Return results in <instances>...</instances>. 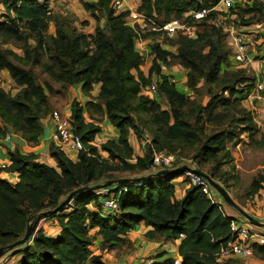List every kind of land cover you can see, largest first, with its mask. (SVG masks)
<instances>
[{
    "label": "trees",
    "instance_id": "1",
    "mask_svg": "<svg viewBox=\"0 0 264 264\" xmlns=\"http://www.w3.org/2000/svg\"><path fill=\"white\" fill-rule=\"evenodd\" d=\"M220 1L142 0L134 12L141 16L136 23L131 16L133 11H118L114 0L81 1L83 9L97 24L95 34L89 35L76 29L68 32L65 25L59 26L55 35H48L53 18L50 0L42 4L31 0L0 3L5 7L0 38L8 44L22 40L26 45L29 40L35 42V47L23 48L25 58L0 49V72L8 71L22 87L15 96L0 88V148L7 151L5 156L9 158V165L0 168V250L7 252L0 258V264L12 255L19 257L14 264H108L103 255L92 252L96 237L101 238V249L110 251L124 243L142 223L152 228L145 234L149 240L167 243L179 240L181 234L186 236L179 247L182 264L224 263L216 255L235 240L231 229L234 218L226 216L198 187L189 186L184 198L176 200L174 181L184 175L183 171L157 175L161 170L157 173L153 170V150L172 153L190 147L196 150L195 159L200 158L198 167L202 163L213 164L208 175L213 180L224 181L220 170L231 162L228 145L239 143L244 134L255 141L257 124L241 106V100L235 98L245 91L236 90V86L249 83L246 89L250 91L254 79L245 75L246 66H238L236 72L227 70L232 49L225 42L222 28L209 23L217 16L218 10L214 8ZM203 11H210L208 17L200 21L192 17L190 22L197 27L195 38L182 33L171 38L164 32L151 30L154 24L165 25ZM255 12L256 8H252L246 13L254 17ZM261 12L264 16V0ZM101 18L105 19V26L100 25ZM174 38L175 46L162 42ZM257 41L254 46L258 53L264 46V37ZM43 54L48 60L44 64ZM146 57L152 59L148 75L141 70ZM30 59L65 86L80 85L89 95L95 86L100 87L94 98L96 103L89 101L84 107L74 100L72 105L73 130L84 144L77 157L51 143L49 156L54 164L39 162V154L23 153L13 140L11 150L5 141L6 135L12 133L31 147H38L50 125L45 120L49 99L33 69H27L28 65L24 64ZM256 64H259L258 55ZM162 65L169 71H163ZM180 69L189 73L187 86L192 91L204 81L206 85H215L221 93L212 92L208 105L186 112L190 96L181 93L171 81ZM152 81L157 86L155 94L151 92ZM226 92L229 98L225 97ZM159 97L167 99L170 111H162ZM87 110L93 115H106L118 130V138L106 141L99 149L95 141L102 129L94 116L87 122ZM211 125L217 128L208 133ZM146 133L152 140L146 138L149 142L145 144V155L141 156L136 154L131 137L134 134L141 140ZM177 156L178 162L172 170L183 166L181 159L185 157ZM197 170L206 173L201 168ZM127 172L141 175L116 177ZM5 174L15 175L17 180L7 179ZM148 174L151 177L141 182L124 181L107 188L110 193L105 197L87 190L69 199L72 192L81 188L142 179ZM125 187L127 192L123 191ZM213 190L214 199L221 196ZM261 191H264V171L253 179L248 195L259 199ZM112 193L119 204L116 212L103 208L104 200ZM42 220L56 221L59 234L56 237L46 234L44 228H39ZM30 225L33 232L26 244L8 250L25 237ZM255 254L264 256V247L256 246ZM174 261L154 264H174Z\"/></svg>",
    "mask_w": 264,
    "mask_h": 264
},
{
    "label": "rangeland",
    "instance_id": "2",
    "mask_svg": "<svg viewBox=\"0 0 264 264\" xmlns=\"http://www.w3.org/2000/svg\"><path fill=\"white\" fill-rule=\"evenodd\" d=\"M1 4L4 0H1ZM12 1V0H9ZM60 1V0H59ZM59 5V4H58ZM56 5V8L58 7ZM263 6V0H256L254 1V5L250 6L246 3V1L242 2L241 4H237L236 8L234 10H229L228 12L218 10L217 16L213 17L209 20L210 24H213L215 26H220L223 30V33L225 34V42L228 44L230 43V33L229 29L231 26H234L236 28H244V26L249 27L251 30L260 31L262 35H258L255 37L254 41L261 42L260 38L264 37V16L261 15V10ZM68 4H62L61 9L63 10V13H54L52 11L53 18L51 19L49 23V30L48 35H55L56 29L61 26L65 25V29L68 32H71L73 29H76L78 33L83 34H95L96 29V21L95 19L90 16L88 13H85L81 11V13L77 12V10L73 7L68 8ZM252 8H256V15L253 17L250 14L246 13L247 10H250ZM61 11V10H59ZM58 11V12H59ZM220 12V13H219ZM5 13V7L4 5H0V20L1 14ZM184 19L178 20L179 22H183ZM263 21V22H262ZM100 25L105 26V19H100ZM256 26V27H253ZM248 29V30H249ZM202 30V28H200ZM177 38V37H176ZM163 39V44H170L171 46H175L173 44L175 39ZM151 43V42H150ZM225 43V44H226ZM226 44V46H227ZM35 47V42L33 40H29L27 45L25 42L22 41H16L13 43H5V40L0 38V49L1 50H11L14 52L17 56L25 58V53L23 48L27 46ZM230 48V47H229ZM145 53V52H144ZM147 56V55H146ZM14 61H16V58H12ZM27 59V58H26ZM25 59V60H26ZM19 61H16V63ZM34 61L32 59L29 60V62H25L24 64L28 65L26 68L33 69L37 82L41 84L45 90V94L49 99V114L45 118L46 121L49 123L51 122V115L54 111L62 112L68 116L72 115V105L74 100L81 103L82 106H86L87 102L92 101L95 102L94 98L97 96L99 91V86H95V89L92 94H85L82 91V87L80 85L77 86H65L63 83H61L59 80H55L50 73H48L43 66L36 65L33 63ZM41 62L44 64L48 62V60L45 58V55L43 54L41 57ZM32 63V64H31ZM21 64V63H20ZM236 64L234 54L232 52V55L230 56V66L227 68L229 72H236L240 69L238 66H234ZM152 65V59L150 57H146L145 63L142 66L141 70L144 72L145 75H148L149 69ZM242 67V66H241ZM242 70V69H241ZM260 70L261 66L259 64L254 65L253 67L246 68L245 75L248 78L254 79L253 87L250 89V91H247V85L249 86V83L245 85H237L236 90L245 89L244 93H238L235 98H239L241 100V106L246 109L247 112H250L252 115V118H254L255 123L257 124V130L254 134L255 141H251L248 138L247 134H244L241 136V139L239 143L234 145L233 143L228 145V150L231 154V162L224 165L221 170L220 174H224L223 178L224 181L221 179H215L214 181L219 183L221 186H223L227 192L229 193L232 200L237 203V205L240 208H248L249 211H259L258 210V203L260 202L261 205L263 202V196L264 194L259 195L258 201L251 198V196L248 195V190L250 189V186L252 184V181L255 177L259 175V173L264 171V144H261V141H264V92L257 91L256 84L258 80V76H260ZM226 72V71H225ZM189 78V73H187V70L180 69V72L176 74V80H177V89L184 93L189 97L190 103L185 107L186 112H190V110L194 109L197 106H206L208 105L209 101L211 100L212 92H217L220 94V89H217L215 85H206L204 81H201L197 84L195 89L192 91L187 86ZM153 82L150 84L152 85ZM0 88L4 89L5 92L8 94H11L12 96L17 95L22 87L17 85L14 80L11 78V75L8 71L0 72ZM146 90V88H144ZM230 94L228 92L225 93V97L229 98ZM158 103L161 104L162 111L169 110V104L166 98L159 97ZM170 111V110H169ZM94 116L96 119V124L101 127L102 131L97 136V140L95 141L96 145L99 149H101V146L103 143L110 139H116L118 137V130L112 126V124L108 121L106 115L95 113L94 115L92 112L86 111L85 117L87 119V122H90V117ZM240 116V115H239ZM193 119V118H192ZM194 121V119H193ZM217 127H213L212 125L208 128V133L215 130ZM50 130H46L45 137L49 138ZM146 138H149L152 140V137L150 134H144L142 139H138V142H140L139 150H136V154L145 155L146 152V146L144 145V141ZM21 139V138H20ZM132 141L134 139H137V137L132 134ZM13 141L19 140L15 137L12 139ZM23 141V139H22ZM21 141V142H22ZM45 145L46 147L40 150L39 153H42L40 155L39 162H50V164H54L53 160L46 154L47 152V146L50 144V140L46 139ZM41 142V141H40ZM258 142V143H256ZM23 143V142H22ZM25 144V143H24ZM26 147L22 148L24 153H27L32 148L31 145L25 144ZM190 147H187L185 149L179 148L176 151L172 152L174 154L180 155L185 157L182 158L184 161H182L183 164L187 166H191L194 168H201L203 171H205V174L211 173V168L213 164H201V167H198L199 159H195L194 155L196 153V150L188 149ZM6 153V152H5ZM0 159H6L7 157L3 155L2 150L0 149ZM105 156H107L105 154ZM5 160L4 162H6ZM141 174L136 173H122V174H116L117 178H131L136 177ZM149 175V174H148ZM209 176V175H208ZM226 181V182H225ZM177 185V184H176ZM250 205V206H249ZM257 205V206H256ZM262 207V206H259ZM261 209V208H260ZM246 212V211H245ZM247 213V212H246ZM257 216V213H253ZM259 231H263L260 229H257ZM161 257L158 258V261L164 260L165 257L170 256L173 257L172 253H163ZM12 258H15V256H9V258L4 261L2 264H13ZM141 264V263H140ZM222 264H264V256L257 257L256 254L252 258H244V259H238V260H229L227 262H224Z\"/></svg>",
    "mask_w": 264,
    "mask_h": 264
},
{
    "label": "built area",
    "instance_id": "3",
    "mask_svg": "<svg viewBox=\"0 0 264 264\" xmlns=\"http://www.w3.org/2000/svg\"><path fill=\"white\" fill-rule=\"evenodd\" d=\"M38 3H44L46 0H31ZM251 0H247L246 3L251 5ZM238 0H221L219 4L214 8V10H221L228 12L229 10L236 7ZM114 7L121 11L124 9V0H114ZM210 11H203L196 14L188 15L185 17L183 22L174 20L171 23L165 25H152L151 30L154 32H164L168 37H175L178 33H182L189 38H195L197 33V27L191 24L192 17L196 21H200L208 17ZM131 16L135 20L134 23L138 22L141 18L140 15L132 12ZM191 18H190V17ZM187 19H190L187 21ZM264 25V23H262ZM256 27V26H253ZM249 27L244 26V28H236L231 26L228 30L231 36L229 46L232 49L234 58L237 66L253 67L255 65V57L259 56V65L261 66L260 76H258L256 89L257 91L264 92V46L257 53L254 46V38L258 35H262L259 31H253ZM163 71H169V68L162 65ZM173 83L177 84L176 78L171 80ZM151 92L155 94L157 92V86L154 84L151 87ZM51 132L49 134L48 140L50 144H54L58 148L66 151L67 153L77 157L84 150V144L81 136L77 135L74 130L70 120V116L54 111L51 115ZM14 134L8 133L6 135L5 141L11 142L14 139ZM149 142L145 141L144 145ZM178 156L173 153L166 151L157 152L153 150V170H165L173 168L174 164L178 162ZM183 159H181L182 161ZM184 161V160H183ZM183 166L185 164H182ZM192 169L183 171V180L189 185L198 187L202 192L208 196L213 202L214 190L208 179H206L201 174L197 173L193 169L194 167L189 166ZM0 168H5L4 165H0ZM159 172V171H158ZM138 183V182H137ZM139 185V184H138ZM127 188H124V192H127ZM110 192L106 189L97 190V194L101 196H106ZM103 208L106 211L116 212L119 209V204L115 194H111L110 198H107L103 202ZM264 210V206H263ZM232 233L235 240L229 242L221 248L219 253L216 255L219 262H225L230 259H244L252 258L255 256V247H264V233L257 232L246 226L238 224L235 220L231 221ZM186 236L184 234L180 235V239H184ZM140 263L142 264H154L155 260L153 258H141ZM174 264H182V258L174 261Z\"/></svg>",
    "mask_w": 264,
    "mask_h": 264
},
{
    "label": "crops",
    "instance_id": "4",
    "mask_svg": "<svg viewBox=\"0 0 264 264\" xmlns=\"http://www.w3.org/2000/svg\"><path fill=\"white\" fill-rule=\"evenodd\" d=\"M81 1L96 2L98 0H60V1L59 0H50L51 11H53L54 13L56 12V13L62 14L63 10L61 9V5L62 4H68V6H69L68 8L73 7L79 13H81V11L86 13V11L83 9ZM244 1H247V0H238V4H241ZM254 1H256V0L250 1L251 5L254 4ZM141 2H142V0H124V11L135 12L138 9V7L140 6ZM56 5H58L57 8H56ZM59 10H61V11H59ZM143 46L145 47V43H143ZM95 91L98 92V90H95ZM47 129H49L51 132V129H52L51 124L48 125ZM118 136H119V133H118ZM17 139L19 140V142L17 141L18 142L17 144L19 145L21 151L23 152L22 148L26 147V145H25L26 142L22 141V139H20V138H17ZM46 139H47V137H44L41 140V144L38 147H32V148L28 147L31 150L28 151L27 153L35 152V153L41 155L42 153H39L40 150L39 151H37V150L41 149L43 151V149L46 147L45 141H44ZM6 143H8V145L11 147V150L14 149V146H13L14 143L13 142H6ZM131 143H132V146H133L135 152L137 149L139 150L140 142H138L137 139H134L133 141L131 139ZM49 145L47 146V152H46V154L48 156H49ZM0 149L3 152V155H6L5 152H7V151L4 150V148H0ZM5 160H7V161L4 162ZM0 165H4V166L9 165V158L7 157L6 159H3V160L0 159ZM4 176H5V178L13 180V181L17 180V176H15V175L5 174ZM174 185H175V198H176V200H182L184 198V196L186 195V191L189 188V185L183 180V177L175 180ZM261 194H264V191H261ZM254 199L258 201V198H254ZM215 203L220 206L222 212L226 216H228L229 218H234V220L238 224H241L242 226H246L248 228H251L257 232L264 233V229L251 225L248 221H246L241 216L239 211H237L236 209L229 206L224 201L222 196L216 195L215 196ZM262 204L263 205H261L260 202L257 204L258 205L257 208L259 211H257V210L255 212L249 211L248 208H242V209L244 211H246L249 215L253 216L255 219L264 223V210H263L264 198H263ZM259 206H262V207H259ZM253 213H257V216L254 215ZM39 228H44L46 234H48L50 236L56 237L59 234V228H58L56 221L53 222V221L42 220L40 222ZM151 229H152L151 227H146L142 223L136 231L131 232L125 238L124 243L118 244L119 247H116L115 249L110 250V251H107V250L103 251L101 249V238L97 236L95 241H94V246L91 248L92 252L96 256L103 255L105 257L106 261L108 262V264H140L141 258H153L155 260V263H163L166 260H171V259L177 260V259L181 258L180 254H179V247L181 245L182 239H179L176 241H170L167 243L157 241V240H149L145 237V234L148 231H150ZM257 229H260L263 231L261 232ZM167 251H168V253H172L173 257L171 258L170 256H168V257H165L164 260L158 261V258L163 255V254H161V252L167 253ZM18 259H19V257L12 258L14 263Z\"/></svg>",
    "mask_w": 264,
    "mask_h": 264
},
{
    "label": "water",
    "instance_id": "5",
    "mask_svg": "<svg viewBox=\"0 0 264 264\" xmlns=\"http://www.w3.org/2000/svg\"><path fill=\"white\" fill-rule=\"evenodd\" d=\"M188 169H192L190 168L189 166L187 165H184V166H181L177 169H174V170H161L160 172L157 173V175H163V174H171L175 171H185V170H188ZM194 171H196L197 173L201 174L202 176H204L206 179H208V181L210 182L211 186L222 196V198L224 199V201L229 205L231 206L232 208L236 209L237 211L240 212L241 216L246 220L248 221L251 225L253 226H256V227H259V228H262L264 229V223L255 219L253 216L249 215L248 213H246L242 208H240L233 200L232 198L230 197L229 193L227 192V190L221 186L219 183L215 182L210 176H208L207 174L203 173L202 171L200 170H197V169H193ZM148 177H151L150 175L147 176V177H142V179H136V180H118V181H110V182H107L103 185H99V186H95V187H91V188H81V189H78V190H75L74 192H72L69 196V199L73 198L74 196L80 194V193H83L87 190H94V191H97V190H101V189H107V188H111L117 184H120L122 182H126V181H134V182H141L143 181L144 179L148 178ZM32 232H33V228H31V225L28 227V230L26 232V235L23 239L15 242L14 244H12L8 250H12L18 246H22L24 244H26V242L30 239L31 235H32ZM7 252L3 249L0 250V258H2Z\"/></svg>",
    "mask_w": 264,
    "mask_h": 264
},
{
    "label": "clouds",
    "instance_id": "6",
    "mask_svg": "<svg viewBox=\"0 0 264 264\" xmlns=\"http://www.w3.org/2000/svg\"><path fill=\"white\" fill-rule=\"evenodd\" d=\"M155 173H157V172H155Z\"/></svg>",
    "mask_w": 264,
    "mask_h": 264
}]
</instances>
